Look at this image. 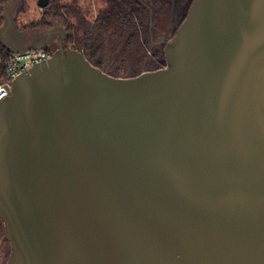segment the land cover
I'll return each instance as SVG.
<instances>
[{
	"label": "water",
	"instance_id": "water-1",
	"mask_svg": "<svg viewBox=\"0 0 264 264\" xmlns=\"http://www.w3.org/2000/svg\"><path fill=\"white\" fill-rule=\"evenodd\" d=\"M4 28L58 37L0 104L7 264H264V0H194L128 78Z\"/></svg>",
	"mask_w": 264,
	"mask_h": 264
},
{
	"label": "trees",
	"instance_id": "trees-1",
	"mask_svg": "<svg viewBox=\"0 0 264 264\" xmlns=\"http://www.w3.org/2000/svg\"><path fill=\"white\" fill-rule=\"evenodd\" d=\"M193 1L98 0V7L93 8L92 0H50L38 21L28 23L22 29L17 23L16 26L21 31L44 32L59 25L66 31L64 45L67 49L82 52L91 64L111 76L128 78L138 76L143 72L135 70L137 67L133 64L130 66L135 67H132L131 72L126 76L121 75V67H117L114 71L108 70V63L112 60L110 54L114 53L116 55L114 57L118 58V52L122 51L127 56L137 46L141 55V57L138 55V58H142L139 66L145 68L146 71L166 67L165 45L155 50L150 57L147 56L148 53L145 56L143 51L147 49L146 44H150L154 38L153 35L157 28L156 21L165 17L172 19L173 22L177 14L187 12ZM21 11L22 9L18 13ZM179 17L183 22L187 15ZM5 24V11H1L0 30ZM45 49L54 52L50 45ZM10 52L2 45L3 57L8 56ZM124 62V65H128L126 60ZM2 70L1 66L0 75H2ZM0 222L3 224L1 220Z\"/></svg>",
	"mask_w": 264,
	"mask_h": 264
},
{
	"label": "rangeland",
	"instance_id": "rangeland-1",
	"mask_svg": "<svg viewBox=\"0 0 264 264\" xmlns=\"http://www.w3.org/2000/svg\"><path fill=\"white\" fill-rule=\"evenodd\" d=\"M2 2H3L2 11L4 12L5 6H7L10 17L12 19L15 18L16 23L20 29H22L28 23L38 21L41 18V15L43 13V9H41L37 4L38 0H2ZM92 3L94 4L93 8L98 7V4H99L98 0H92ZM21 9L22 11L18 13V11ZM155 24L157 28L153 35L154 38L152 39V41H150V44H146L147 49L143 51L144 52L143 54H145V56L148 53L147 54L148 57H150L155 50L161 49L162 47H164L163 46L164 44L160 43V45H154L152 43L160 41L162 37V33H166L167 30H171L170 28H172L173 22H172V19L163 17L158 22L156 21ZM24 32L31 33L27 31H24ZM175 33L167 32L168 39L169 40L172 39ZM51 48L54 50V52L57 50V40H55V43L51 45ZM118 53H119L117 56L118 58H115L116 55L114 53L110 54L112 57V60L109 61L108 63L109 64V66H107L108 70L114 71L117 67H121L122 69L121 75L126 76L131 72V68L136 66L137 68H135V70H137L138 72L140 73L147 72L145 68H142V66H139V63L140 64L142 63V60H141L142 58H138V55L140 54H139V48L137 46H135V48L131 50L129 52V55L127 56H125L122 53V51H119ZM1 57L2 55L0 53V61H1ZM114 59H116V61H114ZM125 60H126V64L128 65H124ZM134 62H136L137 64H135ZM131 64L135 66H130ZM125 67H127L128 69H126ZM4 235H5L4 226L0 222V243L2 239L4 238ZM2 247L3 248L0 251L1 258H2V259L0 258V264H7V261L11 254V246L9 243L6 242L3 244Z\"/></svg>",
	"mask_w": 264,
	"mask_h": 264
},
{
	"label": "built area",
	"instance_id": "built-area-1",
	"mask_svg": "<svg viewBox=\"0 0 264 264\" xmlns=\"http://www.w3.org/2000/svg\"><path fill=\"white\" fill-rule=\"evenodd\" d=\"M3 2L0 0V12ZM0 53L2 55L0 67H3L0 75V104L9 97L14 81L22 74L28 72L37 64L48 61L54 52L45 48L29 50L24 52H10L3 57L2 44L0 43Z\"/></svg>",
	"mask_w": 264,
	"mask_h": 264
},
{
	"label": "flooded vegetation",
	"instance_id": "flooded-vegetation-1",
	"mask_svg": "<svg viewBox=\"0 0 264 264\" xmlns=\"http://www.w3.org/2000/svg\"><path fill=\"white\" fill-rule=\"evenodd\" d=\"M188 10H187V12L184 11V13L176 15V17L173 21L172 28H170L171 30H167L168 33L169 32H173V33L177 32V29L179 28V26L181 24V19L179 16H186L188 14ZM6 20H7L6 26L4 28V31L6 32L5 37H6L7 42L10 45H12L13 47L21 48V47L26 46V45H30V44H34V43H42L43 41H45V39H46L45 31L44 32L25 33L24 31L19 30L15 26L12 18L7 19V17H6ZM167 32L162 33V37H161L160 41L155 42L153 44L154 45H160V43H161V44L166 45L167 41L169 40ZM55 40H58L57 36L54 38L52 44L55 43ZM2 248L3 247L0 248V251L2 250ZM0 258H1V254H0Z\"/></svg>",
	"mask_w": 264,
	"mask_h": 264
}]
</instances>
